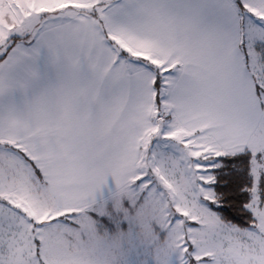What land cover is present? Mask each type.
<instances>
[{
	"label": "snow or ice",
	"instance_id": "obj_1",
	"mask_svg": "<svg viewBox=\"0 0 264 264\" xmlns=\"http://www.w3.org/2000/svg\"><path fill=\"white\" fill-rule=\"evenodd\" d=\"M0 264H264V0H0Z\"/></svg>",
	"mask_w": 264,
	"mask_h": 264
},
{
	"label": "trees",
	"instance_id": "obj_2",
	"mask_svg": "<svg viewBox=\"0 0 264 264\" xmlns=\"http://www.w3.org/2000/svg\"><path fill=\"white\" fill-rule=\"evenodd\" d=\"M232 215H233V216H237V217H238V215H239V214L235 213V211L233 210V213H232Z\"/></svg>",
	"mask_w": 264,
	"mask_h": 264
}]
</instances>
